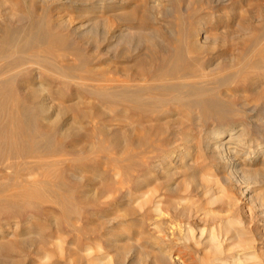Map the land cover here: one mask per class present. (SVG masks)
<instances>
[{
	"label": "rangeland",
	"instance_id": "rangeland-1",
	"mask_svg": "<svg viewBox=\"0 0 264 264\" xmlns=\"http://www.w3.org/2000/svg\"><path fill=\"white\" fill-rule=\"evenodd\" d=\"M65 1L57 7L59 3L52 4V0H0V21L4 22L5 18H8L10 21L22 25L23 23L18 22L17 19H19V15H25V24L30 26L32 19L45 18L46 27L51 32H71L72 34L69 36L72 40H75L76 47L81 48L86 53L95 55L97 59L94 64L97 70L99 69L108 77L112 75V77H120V79L125 75L127 68H134L137 66L136 64L139 65L144 61L147 63L159 62L162 58L170 57V54L180 42V36L183 37L184 32L191 30L192 26L194 28L197 22H202L197 25L200 34L197 36L198 38L187 39V42L197 39L196 41L202 47L198 53L200 57L203 60L211 59L214 64H225L230 60L229 57L233 55L239 60L244 50L250 45L252 36L259 35L264 28V0H226L222 5L206 9L200 8L201 6H207L208 0H101L105 6L98 12L108 16L116 26L135 24L141 25L146 31H153L156 37L153 39L156 44L155 51H157L155 52L156 56H152L146 45L138 48L133 47L132 44L122 42L117 45L110 38L109 41L99 40V49L92 52L93 48L87 46L78 35L84 30L82 24L85 22L84 19L88 12L86 13L80 7L81 1L77 4ZM195 8L199 10L195 11ZM28 12L29 14H27ZM197 16L201 19H198ZM220 19L221 26L218 31L221 32L224 38L215 43L204 41L203 36L206 27L209 28L210 25ZM133 30L131 29V32ZM90 34L86 36L91 37ZM95 38L99 39V36L97 35ZM222 51L228 52L226 56H220ZM263 51L261 48L254 51L253 62L259 63L251 68L254 74L250 81L235 85L232 88L233 90L222 89L221 94H219L221 98L234 104L235 110L226 111L225 113H205L203 118L193 124H189L184 118L181 119L182 113H161L158 115V119H160L166 130L164 140L161 143L162 148L168 150L178 146L179 153L186 148H190L191 142L189 144L185 143V131L189 127H193L192 141L194 143L197 141L204 142H201L200 149L193 145L192 155H194L189 160H196L202 154L205 157L207 156L205 163L213 165V169L208 170L206 168L204 172L211 175L216 173L217 176L212 175V179L203 178L204 184L208 187L214 184L212 188L203 193V190L196 188L193 179L190 180V176L186 178V175L178 174L176 178L179 188L178 193L174 195L166 193L160 195L161 197L159 195L156 197V200L160 198L163 200H178V197L186 196V199L183 200L184 203L181 202L180 205L189 204L190 207L188 206L187 211L189 215V212H191L190 218L185 216L181 218L174 217V221L171 222V213L175 215L174 208L168 207L169 209L166 208V210L164 207V213H159L152 204L144 202L145 197L142 195V190L136 189L137 185L134 182L130 183L124 180L122 166L125 161H115L109 155L110 153L116 155H122L123 153L124 155L125 152L122 149L127 126H125L126 122L119 113L110 110L107 102L82 97L80 101L78 100L80 111L68 110L62 115L54 113V118L59 121L63 120L60 122L62 124H67L68 121L69 124L75 125L76 123L79 127L83 126L79 128L78 134L73 135L66 142L68 157L78 156L80 152L82 155L89 142H95L96 148L88 157L81 160L67 157L64 160L53 162L59 158L57 155L45 157L47 160H51L50 164L38 166L31 172L21 169L20 175L16 179L10 180L9 189L5 195L7 198L0 199V238L3 237V240L15 239L31 215H35V225L40 224L45 227L46 237L44 241L36 245L17 246L15 251L11 252L10 260L6 264H209L210 259L215 254L211 251L207 231L202 234L204 228L208 231L209 228L218 232L222 231L220 240L225 248V254L231 252H233L231 254H237L238 250L241 252L243 247L249 246L250 250L255 251L259 256L260 264H264L263 154H260L252 164L237 165L241 169L245 168L240 172H243L242 176L238 174V176L234 175L233 178L230 176V179H228V176H226L228 178L222 177L221 174L225 170L220 171L217 169V171H214V168L226 167L228 161L225 163L224 159L219 158L220 155L216 154L218 152L214 147L218 139L214 138L212 134V130L215 128L228 130L234 126L237 127L236 132H238L242 125H246L250 131H253V136L257 138L262 133L258 132L256 128L264 132ZM77 88L80 87L77 85L71 87L72 90ZM63 99L65 98L55 99L53 104L70 105L74 103V100ZM195 110L198 111L199 109ZM80 113H84L83 116ZM100 125H104L105 129L99 130L97 126ZM239 126L241 127L239 128ZM139 132V129L133 131L135 140ZM262 146V149H264V144ZM246 151L239 153L233 162L237 164L236 162L243 158ZM178 152L174 154L173 161H179L180 163V158L177 156ZM85 153L87 152L85 151ZM17 159L23 167L25 163L29 165L36 162L39 156H25ZM159 162V160H153L147 167L138 170L133 177V181L141 176L144 171L160 177L162 166L159 165ZM200 163H202V160ZM0 166H2L4 173L10 170L3 165ZM256 172L260 173L256 174ZM6 173L5 177L7 176ZM243 175L247 176L243 178ZM5 177L1 179H5ZM223 178L227 182H223ZM25 180L30 187L27 186L25 194L18 197L16 194L20 191L19 188L26 183ZM37 183L41 186L39 189L36 188ZM146 185V183H143V189L147 187ZM57 193L66 195L69 199L68 202L62 205L59 202ZM82 195L88 197L85 202L80 200ZM13 200L18 202L16 206L11 204ZM76 205L79 206L84 217V221L80 223L83 224V227L79 229L71 224L72 218L80 216V214L71 213ZM204 215L206 216L204 217ZM224 218H226L225 221ZM161 220L164 221L162 227L158 224ZM187 220L191 222L194 230V238L188 242L184 240L185 237L183 238L185 229L189 226H187ZM174 236L175 239L177 238L176 240L179 239L180 241H176ZM183 244H188V249H185ZM158 247L164 248L169 254L163 262L158 257ZM21 250H24V252ZM6 253H8V250H3L1 255L3 256ZM143 253H146L148 258ZM178 253H180L181 258H184L183 260L187 261L183 263L182 259L177 258V256H180ZM26 254L27 256H25ZM191 256L193 258H190ZM233 259L230 256L228 263L216 260L213 264H236L235 259ZM241 263L246 264L248 262Z\"/></svg>",
	"mask_w": 264,
	"mask_h": 264
},
{
	"label": "bare ground",
	"instance_id": "bare-ground-1",
	"mask_svg": "<svg viewBox=\"0 0 264 264\" xmlns=\"http://www.w3.org/2000/svg\"><path fill=\"white\" fill-rule=\"evenodd\" d=\"M64 1L65 0H52V4L59 3L57 6L59 7ZM79 1H81L80 7L88 13L86 18L84 17L85 22L82 24L84 30L78 33V35L87 46L93 48L92 52L99 49V40L109 41V39L112 38L110 40L115 41L117 45L121 42L124 44H132L135 48L146 45V48L150 51V55L156 56L155 52L157 50L155 51L156 44L153 40L155 37L153 31H146L141 25L135 24H121L116 26L108 16L98 12L105 6L101 0H66L65 2L77 4ZM225 1L226 0H208V5L201 6L200 9L217 7L222 5ZM57 7L55 8L57 9ZM197 10L199 9L195 8V11ZM29 12L27 14H29ZM1 15L3 16V14ZM18 17L19 19H17V21L22 22V25H18L8 18H5L4 22L0 21V165L10 169L7 173L5 171L7 174L5 177L2 166H0V199L7 198L5 195L7 194L6 191L9 189V182L11 179H16L20 175L21 169L31 172L33 169L38 168V166L50 164L51 160H47L45 157L57 155L59 158L53 162L61 161L68 157L66 153V142L73 135L78 134L79 128L83 126L79 127L76 123L75 125L69 124L68 121L67 124H62L60 122L63 120L59 121L57 118H54V113L62 115L68 110H76L78 112L80 111L78 106V100L80 101V98H94L107 102L110 110L119 113L126 122L125 126H127V130L122 149L125 152L124 155L122 152V155L113 153L109 155V157L115 161H125V164L122 166L125 176L124 180L130 183L134 182L137 185L136 189L139 191L142 190V195L145 197L144 202L152 204L159 213H164V207L165 209L168 207L174 208L175 215L171 213V222L174 221V217L181 218L185 216L190 218L191 212H189V215L187 211L190 207L189 204L180 205L181 202L184 203L183 200L186 199V196H180L178 200H163L161 198L156 200V197L166 193L173 195L178 193L179 188L176 179L178 174H184L186 178L190 176V180L191 178L193 179L196 188H200V190H203V193H205L212 188L214 184L208 187L204 184L203 178L207 177L212 179V175L214 174L211 175L210 173L204 172V170L206 168L208 170L213 169V165L205 163L207 156L205 157L203 154L197 159L195 158L196 160H189L194 155H192L194 146L200 149L201 142H204L196 140L197 142L194 143L192 141L193 127H187L188 129L185 131V143L189 144V142H191L190 148H186L180 153L178 152V146H174L168 150L162 148L161 143L164 140L166 130L160 122V119H158V115L161 113H182L181 119L184 118L189 124H193L203 118L205 113H225L226 111L235 110L234 104L227 102L225 99L221 98L219 94H221L222 89L230 90L235 87V85L245 84L252 79L254 71L251 70V68L259 63L253 62L254 51L260 48L264 50V28L259 35L252 36L250 45L244 50L242 56L240 55L241 57H239V60L233 55L229 57L230 60L225 64H214L213 60H203V58L200 57L198 53L202 47L199 45V42L196 41L197 39L187 42V39H195L199 36L200 29H197V25H200L202 22H197L194 28L192 26L191 30L184 32L183 37L180 36V42L170 54V57L162 58L159 62L147 63L144 61L139 65L136 64L137 66L134 68H127V70H125L126 72L124 71L125 75L120 79V77L114 78L112 75L108 77V75H105V73L99 69L97 70L94 64L97 59L96 56L92 53H86V51L76 47L74 44L75 40H72L69 36L72 34L71 32H51V30L46 27L45 18L40 20L32 19L30 26H27L25 24V15H19ZM199 18L200 17H198V19ZM220 26L221 19L210 25L209 28L206 27L207 29H205L203 36L204 41L215 43L219 39H223L224 37H222L221 32L218 31ZM74 29L76 30L77 28ZM131 29L134 30L131 32ZM88 34L92 36L87 37L86 35ZM97 35L99 39L95 38ZM124 49L126 50L127 48ZM227 53V51H222L220 56L224 57ZM74 85L80 88L72 90L71 87ZM58 98H68V100H74V103L70 105H64L62 103L54 105L53 101L55 102V99ZM195 109L199 110L196 111ZM83 114L84 113H80L82 116ZM97 127L99 130L105 129L104 125ZM240 127L241 126H239V128ZM135 129H139L140 131L136 140L133 137V131ZM256 129H258V132L262 133L258 138L253 136V131H250L246 125H242L238 132H236V126L228 130L213 129L212 134L214 138L218 139L214 147L218 152L216 154H219V158H223L225 163L228 161L226 167H215L214 171H217V169L220 171L224 169L225 172L221 174V176H228L229 178H226L230 179V176L232 178L234 175L238 176V174L242 176L243 172H240L245 168L243 167L241 169V167H237V165L243 163L252 164L260 154H263L262 161H264V149H262V145L264 144V132L259 128ZM95 144V142H89L85 149L87 153L82 149L84 151L82 155L80 152L78 156L68 158L75 160L85 159L95 150ZM244 150L247 151L243 158H240V160L236 162L237 164H235L233 160ZM78 151H80V149H78ZM176 152L179 153L177 156L180 158V163L179 161H173ZM25 156H39V159L29 165L25 163L22 167L17 158ZM153 160L160 161L159 165L162 166V175L157 177L153 173L144 171L142 175L140 174L141 176L133 181L135 173L147 167ZM201 160L202 163H200ZM5 161L6 163H4ZM259 173L260 172H256V174ZM214 176H216V173ZM244 176L247 175H243V178ZM4 177L5 179H1ZM223 179V182H227L225 178ZM25 182L26 183L19 188L20 191L16 194L18 197L25 194L28 188L27 186L30 187L26 180ZM143 183L147 184L145 189L142 187ZM40 187L41 186L37 183L36 188L39 189ZM57 197L62 205L69 200L66 195L60 193H57ZM87 198L86 195H82L80 200L85 202ZM11 202V204H14L13 206L18 204L15 200ZM79 210V206L76 205L71 212L80 214L79 217L71 219V224L78 229L83 227V224L81 225L80 223L84 221L82 211ZM205 216L206 215H204V217ZM225 219L226 218H224V221ZM34 222L35 215H31L20 232L17 235L15 234V239L3 240V237L0 238V264L8 263L11 252L15 251L17 246H32L45 240V227L40 224L35 225ZM186 222L187 226H189L185 229L186 231L185 234H183V238L185 237L186 239L184 240L188 242L194 238V230L191 222L189 220ZM163 223L164 221L161 220L158 224L162 227ZM205 231H207V237H209L211 251L215 254L213 258L210 259L209 264H213L216 260L228 263L230 261V256L235 259L236 264H242L241 262H248L246 264H260L258 260L259 256L255 251L250 250L249 246L243 247L241 252L238 250L237 254H231L233 252L225 254V248L220 240L222 231L218 232L210 228L208 231L204 228L202 234H204ZM162 240L164 241V239ZM184 246L185 249L189 247L188 244ZM158 248V257H160L163 262L167 259L169 254L164 248ZM170 249L168 250L171 252ZM3 250H8V253L2 256ZM178 250L181 252L180 248H178ZM21 251L24 252V250ZM128 251H130V249H128ZM37 252L39 251L37 250ZM178 254L180 255V253ZM144 255H146V253ZM25 256H27V254ZM147 256L148 255H146V257ZM177 258L182 259L183 263L187 261L183 260L184 258H181V255L177 256ZM190 258L193 257L191 256Z\"/></svg>",
	"mask_w": 264,
	"mask_h": 264
}]
</instances>
